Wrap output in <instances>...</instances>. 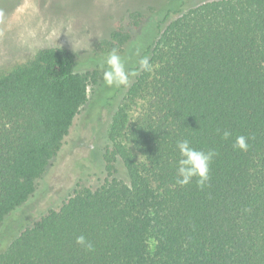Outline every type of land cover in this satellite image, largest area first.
Segmentation results:
<instances>
[{
	"label": "trees",
	"instance_id": "16d2710c",
	"mask_svg": "<svg viewBox=\"0 0 264 264\" xmlns=\"http://www.w3.org/2000/svg\"><path fill=\"white\" fill-rule=\"evenodd\" d=\"M182 1L159 8L166 19L181 15L147 51L154 71H139L116 109L106 181L24 228L0 264H264V0L186 12ZM143 17L133 15L137 27ZM131 40L119 29L99 53ZM99 79L79 73L64 48L0 76V230L35 195ZM238 136L247 151L233 148ZM183 139L217 152L203 188L176 182ZM79 235L93 251L76 244Z\"/></svg>",
	"mask_w": 264,
	"mask_h": 264
},
{
	"label": "rangeland",
	"instance_id": "374dc122",
	"mask_svg": "<svg viewBox=\"0 0 264 264\" xmlns=\"http://www.w3.org/2000/svg\"><path fill=\"white\" fill-rule=\"evenodd\" d=\"M208 1L216 0H183L177 10L186 12ZM166 2L177 0H0V76L26 65L46 48L72 52L79 73L101 74L98 83L90 85L88 101L38 181L35 195L1 228L0 253L24 228L59 209L77 190H94L108 178L104 155L111 146L109 129L119 103L138 75L130 77L127 87H107L98 65L108 53L100 54L98 47L123 29L132 40L123 44L118 54L126 69H137L138 60L148 57L159 33L181 15L172 11L167 19L160 16L158 10ZM138 12L144 16L139 27L133 20ZM141 111L142 102L137 100L130 111V123Z\"/></svg>",
	"mask_w": 264,
	"mask_h": 264
},
{
	"label": "clouds",
	"instance_id": "9594fccd",
	"mask_svg": "<svg viewBox=\"0 0 264 264\" xmlns=\"http://www.w3.org/2000/svg\"><path fill=\"white\" fill-rule=\"evenodd\" d=\"M138 65L139 67L137 69H126L125 61L118 54V50L113 48L98 67L103 72V81L107 87L120 88L121 86L127 87L130 84V77L138 75L139 71L151 73L155 67L150 63L147 56L140 58ZM230 136V131H223V139H228ZM177 148L180 153V159L176 164V182L180 186H186L195 179L197 186L203 188L209 180L210 165L217 155V152L214 150L204 151L193 148L187 139L177 141ZM233 148L247 151L249 148L247 138L245 136H238ZM75 242L87 251L94 250L93 244L84 235L77 236Z\"/></svg>",
	"mask_w": 264,
	"mask_h": 264
}]
</instances>
